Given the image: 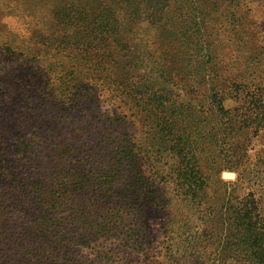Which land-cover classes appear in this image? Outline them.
<instances>
[{
  "label": "rangeland",
  "instance_id": "obj_1",
  "mask_svg": "<svg viewBox=\"0 0 264 264\" xmlns=\"http://www.w3.org/2000/svg\"><path fill=\"white\" fill-rule=\"evenodd\" d=\"M77 1L82 0H0V264H167L172 215L205 211L207 231H213L216 245H224L226 235L236 231L228 226L238 197L249 190L260 202L264 225V128L240 127L229 156L217 145L206 151V121L193 109L207 96L208 85L199 79L166 84L177 105L189 107V114L173 113L181 121L175 134L161 133L160 115L141 120L107 87L89 94L84 65L73 51L53 44L61 31L54 12ZM209 1L223 15L211 29L218 59L235 77L243 71L247 97L259 93L264 106V0ZM151 32L140 30L138 50L159 57L163 31ZM248 104L244 98L225 102L239 114ZM172 137L195 149L198 177L209 176L200 207L177 200L173 178L160 181L165 171L158 172L180 159L165 151ZM118 146L133 149L135 163L118 169ZM229 161L235 168L223 167ZM114 169L119 174L111 192L105 175ZM197 192L203 190L198 186Z\"/></svg>",
  "mask_w": 264,
  "mask_h": 264
},
{
  "label": "trees",
  "instance_id": "obj_2",
  "mask_svg": "<svg viewBox=\"0 0 264 264\" xmlns=\"http://www.w3.org/2000/svg\"><path fill=\"white\" fill-rule=\"evenodd\" d=\"M218 10L214 1L205 3L204 0H82L67 3L54 12L61 31L53 39V44L64 52L73 51L79 64L84 65L89 76L86 89L89 94L94 93L98 86L107 87L114 99L129 103L141 120L144 115L146 118L162 116L163 121L159 124L161 133L166 135L170 131L175 134L181 128V121L174 119L173 113L184 115L188 110L189 114V107L182 103L177 105L172 97L174 91L166 84L196 82L198 79L205 82L208 85L207 96L202 104L197 105L198 108H193L201 112L203 121H206L205 148L209 151L217 145L221 148L220 153L229 156L234 153L232 138L237 132L253 125L257 130L264 128V110L261 109L264 106H261L259 93L247 97L245 75L240 77L243 71L240 70L235 77L230 72L231 67L222 65L213 49L216 34L211 29H217L223 16ZM142 29L152 31L153 36L157 34L155 31L162 29L165 50L161 56L155 57L154 52L148 49L141 56L138 47ZM64 86L70 85L64 82ZM77 86H85L84 81ZM242 96L249 104L239 107L240 114L237 108L225 106L227 98L241 102ZM171 141L173 145L165 151L180 159L170 170L163 168L158 172L162 175L165 171L160 181L164 184L173 178L177 200L189 208L200 207L207 200L209 176L198 177L200 170L192 146L188 148L176 137ZM125 148L122 151L116 147V151L119 150L114 163L118 169L125 167L126 163H135L137 159L133 149ZM220 166L216 160L215 169ZM223 167L235 168L230 161ZM118 169L105 175L111 192ZM256 170L257 167L251 172ZM241 177L233 183L235 187L240 185ZM198 186L202 193L197 192ZM238 199L240 205L229 217L233 223L228 226L234 225L236 231L226 235L224 245H216L213 231H207L209 217L206 218L205 211L199 215L191 212L185 218L183 213L172 215L166 228L169 242L164 247L165 262L264 264L260 202L253 190ZM62 200L68 198L62 197ZM165 203L169 204L171 200L168 198Z\"/></svg>",
  "mask_w": 264,
  "mask_h": 264
},
{
  "label": "water",
  "instance_id": "obj_3",
  "mask_svg": "<svg viewBox=\"0 0 264 264\" xmlns=\"http://www.w3.org/2000/svg\"><path fill=\"white\" fill-rule=\"evenodd\" d=\"M224 176L225 177H234V174L233 173H230V172H225L224 173Z\"/></svg>",
  "mask_w": 264,
  "mask_h": 264
}]
</instances>
